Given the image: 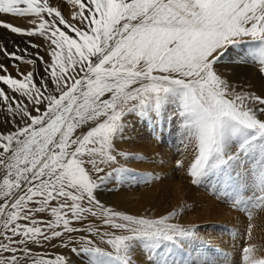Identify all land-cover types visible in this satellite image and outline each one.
<instances>
[{"label": "snow or ice", "instance_id": "obj_1", "mask_svg": "<svg viewBox=\"0 0 264 264\" xmlns=\"http://www.w3.org/2000/svg\"><path fill=\"white\" fill-rule=\"evenodd\" d=\"M68 2L75 22L50 0H0V14L31 25L0 27L44 37L50 57L35 53L45 65L39 83L0 62V115L12 126L0 131V264H71L35 250L48 247L86 264H216L196 226L177 222L184 204L152 216L100 196L109 182L128 181L120 158L142 159L117 147L134 127L129 117L154 133L175 120L183 145L175 167L193 185L214 177L246 214L251 238L254 210H264V96L238 89L217 65L247 45L264 74V0ZM0 52L22 59L3 43ZM242 264H264L255 244L243 247Z\"/></svg>", "mask_w": 264, "mask_h": 264}, {"label": "rangeland", "instance_id": "obj_2", "mask_svg": "<svg viewBox=\"0 0 264 264\" xmlns=\"http://www.w3.org/2000/svg\"><path fill=\"white\" fill-rule=\"evenodd\" d=\"M50 2L53 6L61 9L66 19L72 21L71 14L77 10L74 5L69 3L68 0H50ZM26 19L10 14H0V20L2 21L11 22L14 26L28 28L31 25L28 23V18ZM42 38L44 37L38 35L28 37L11 33L10 30L0 27V43L5 44L8 51H17V54L22 57L20 61H14L6 59L0 52V62L6 64L9 74L14 78L22 79L21 73L27 74V72L32 71L38 74L36 82L39 83V77L45 75V65L39 62L35 53L39 52L40 56L50 60L46 51L47 46L44 48L40 45ZM32 44L41 47L38 49L33 48L31 47ZM17 46L19 49L26 51H18ZM28 60H36L37 62L28 64ZM258 69L259 65L252 61L247 45L231 49L217 65L218 72L234 83L238 89L243 88L264 96V74L260 73ZM250 80L253 81L252 89H245L246 83ZM0 87L5 88L7 91L2 82H0ZM129 119L135 123L134 128L132 127L129 130L127 139L118 142L117 147L139 153L142 159L125 160L120 158L121 164L132 170L130 177L126 183L120 186H117L114 182H109L103 189L100 199L106 205L119 210L152 216L163 214L165 211L184 204L185 210L177 222L196 226V231L203 237L206 255L216 261V264H242V249L247 244H255L257 255H264V224L260 220L264 217V210H254L255 216L253 215L252 218L254 219H251L253 226L251 238H248L246 233L249 221L246 214L231 206V202L219 194L214 177L207 182L193 185L190 183V177L187 176L186 170L175 167V159L180 158V152L183 150V145L180 143L179 123L175 120L169 123L165 119L163 125L157 127L154 133L153 129L146 123L136 121L131 116ZM11 128V125L7 127L3 125V116L0 115V131L6 132ZM137 174H145L147 182H144V179ZM152 177H159V179L153 180ZM0 180H2V174H0ZM251 194V192L247 193V195ZM229 227L233 229H229ZM35 250L45 252L48 255L63 253L70 258L71 264H86V257L73 254L68 249H51L48 247ZM141 256L139 258L143 259L142 254Z\"/></svg>", "mask_w": 264, "mask_h": 264}, {"label": "bare ground", "instance_id": "obj_3", "mask_svg": "<svg viewBox=\"0 0 264 264\" xmlns=\"http://www.w3.org/2000/svg\"><path fill=\"white\" fill-rule=\"evenodd\" d=\"M55 3V2H54ZM57 5V4H56ZM26 19V18H25ZM27 20V19H26ZM18 37V36H17ZM45 38H42L41 40H40V45H42L44 48L47 46V42H46V40H44ZM254 65V64H253ZM26 68V67H25ZM243 74V73H242ZM246 88L245 89H252V87H253V81L252 80H250V81H248L247 83H246ZM254 87H256V86H254ZM259 92V91H258ZM167 121V120H166ZM177 122V121H176ZM168 123V122H167ZM135 124V123H134ZM144 127V126H143ZM134 128V127H133ZM159 129V128H158ZM166 129V128H165ZM157 133H158V131H156ZM157 133H156V135H157ZM133 134H135V133H133ZM154 134V133H153ZM178 141V140H177ZM163 148V147H162ZM166 148V147H165ZM168 151V150H167ZM191 151H192V149L191 148H189V149H187L186 150V153H185V155H186V157H187V159L188 160H190L191 159V155H190V153H191ZM162 152V151H161ZM163 153V152H162ZM147 155V154H146ZM157 155V154H156ZM142 157V156H141ZM147 158V157H146ZM145 158V159H146ZM147 160V159H146ZM165 160V159H164ZM157 162V161H156ZM145 164V163H144ZM152 164H153V162H152ZM154 180V179H153ZM156 183V182H155ZM215 199V198H214ZM131 200V199H130ZM170 201V200H169ZM127 202V201H126ZM219 202V201H218ZM172 205V204H171ZM219 205V204H218ZM223 205V204H222ZM131 206H132V204H131ZM232 206V205H231ZM221 208V207H220ZM228 213V212H227ZM259 213V212H258ZM162 214V213H161ZM207 214V213H206ZM205 214V215H206ZM214 214V213H213ZM260 214H261V212H260ZM263 214H264V212H263ZM153 215H155V214H153ZM219 215V214H218ZM238 216V215H237ZM255 216V215H254ZM263 216V215H262ZM206 217V216H205ZM240 217V216H239ZM259 217H260V215H259ZM215 218V217H214ZM218 218H220V217H218ZM262 218V217H261ZM206 220H207V218H205ZM236 219H238V218H236ZM245 219V218H244ZM243 219V220H244ZM252 219H254V218H252ZM255 219H256V217H255ZM260 219V218H259ZM258 219V220H259ZM260 220H262V223L264 224V217H263V219H260ZM220 221V220H219ZM235 221V220H234ZM210 222V221H209ZM212 222V221H211ZM252 222V221H251ZM256 223V222H255ZM222 224V223H221ZM220 224V225H221ZM229 224H230V222H229ZM228 224V225H229ZM241 225V224H240ZM222 226H224V225H222ZM238 226V225H237ZM233 227V226H232ZM231 227V228H232ZM242 227V226H241ZM230 227H229V229H231ZM235 228V227H234ZM233 229V228H232ZM236 229V228H235ZM238 229H239V227H238ZM241 229V228H240ZM255 229V228H254ZM212 230V229H211ZM244 231V230H243ZM229 232V231H228ZM206 234V233H205ZM204 234V235H205ZM206 237V236H205ZM215 237V236H214ZM263 238V237H262ZM231 244H233V243H231ZM264 244V243H263ZM261 246H263V245H261ZM215 248V247H214ZM221 253V252H220ZM233 253V252H232ZM140 257H142L141 255H140Z\"/></svg>", "mask_w": 264, "mask_h": 264}]
</instances>
